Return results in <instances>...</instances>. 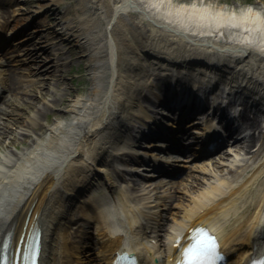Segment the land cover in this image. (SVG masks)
<instances>
[{
	"label": "bare ground",
	"instance_id": "1",
	"mask_svg": "<svg viewBox=\"0 0 264 264\" xmlns=\"http://www.w3.org/2000/svg\"><path fill=\"white\" fill-rule=\"evenodd\" d=\"M27 1L37 17L24 29L23 9L17 7L23 0H0L3 25L14 22L10 30L21 36L8 46L19 58L10 62L8 48L0 50V147L9 138L0 156V244L7 235L15 248L20 236L34 229L41 233L40 264H114L124 247L138 264H168L177 242L199 224L218 233L225 264L264 260V9L213 0H50L39 7H34L37 0ZM60 43L79 52L89 85L42 138L12 152L17 137L24 140L41 130L40 120L55 97L50 94L59 95L50 86L63 77ZM123 54H132L127 64ZM146 76L144 85L136 82ZM152 76L163 88L172 85V93L155 95L161 104L177 102L183 94L195 102L203 95L196 88L215 87L219 95L225 89L235 102H242L244 93L254 94L261 106H250L251 119L242 115L245 129L252 131L227 142L217 158L203 159L205 149L196 146L199 153L191 156L200 159L175 168L193 172L185 181H118L123 174L115 175V166L124 158L136 163L138 152L152 153L126 142H136L127 139L130 125H140L138 134L146 128L142 118L152 120L143 106L148 95L142 94L152 95ZM26 77H35L34 83ZM47 94L50 99L41 100ZM152 169L145 176L165 174Z\"/></svg>",
	"mask_w": 264,
	"mask_h": 264
},
{
	"label": "rangeland",
	"instance_id": "2",
	"mask_svg": "<svg viewBox=\"0 0 264 264\" xmlns=\"http://www.w3.org/2000/svg\"><path fill=\"white\" fill-rule=\"evenodd\" d=\"M50 0H37L36 1V4H35V7L39 6L40 4H43L46 3V2H49ZM183 1H191V0H183ZM214 2H217V3H220V5H226L228 7H234V8H243L244 7V3L245 1H249L250 3H252L254 6L255 5H258V6H261L262 8H264V0H213ZM27 0H23V2H19L17 7L21 9H23L22 12V16L25 18L24 20V23L26 24V27L29 25V23H31V21H33L34 19H31L32 16H31V11H32V8H31V5L30 4H27ZM60 8H58L59 10ZM11 9H8V11H6L7 14H11L10 12ZM20 12V13H21ZM30 20V22H29ZM23 24V23H22ZM32 28H35L32 27ZM32 28H28V32L31 33L32 31ZM37 28L38 25H37ZM29 34H27L28 36ZM24 37V35H23ZM22 37V38H23ZM21 38V36H20ZM19 38V39H20ZM38 44H43V41H39ZM60 45H62L59 50L60 53L63 54V57H64V60L62 61L64 64H62L61 68H62V71H61V74H62V78L60 81L58 82H55V81H51V86H50V89H56L58 90V94L59 95H56V94H50L51 95V99L53 98L54 100L50 103V105L52 106V109H48V111L45 112V116H43L40 120V125L42 126L41 127V130L36 132L33 136H29V137H25L24 140H20L18 139V137L15 139L14 141V144L13 145H10V151L12 152H20L22 150H25L28 145H29V141L32 139L34 140V138H42L44 136V133L47 129V126H50L51 124H53L55 121L59 120L60 118H63V117H66L65 113V110L66 108L69 106V103L70 101L75 98L76 96L78 95H83L85 94V91H86V88L88 87L89 83H88V80H87V77H86V72H85V68H84V65H83V59L80 57L79 55V52L76 50V48L74 46H71L70 48L67 46V45H64L63 43H60ZM16 55H21L18 51L14 50H10L9 52V57H15ZM127 61H126V64L130 61V57L132 56V54H123ZM45 56L42 57V59H44ZM29 65H31L29 63ZM32 67H36L35 65H31ZM21 67V66H20ZM22 68V67H21ZM23 72V70H22ZM27 78V77H26ZM28 78H34V77H28ZM146 77H141V78H138V80L136 82H139L141 84L144 85L145 82H147ZM155 79V76H152L150 80H154ZM31 83V82H29ZM153 85H154V88L152 89V93L153 94H158L159 91L163 88L162 87V84H163V81L160 80V81H153ZM168 86V84L166 85V87ZM38 87V86H37ZM37 87H34V94H36L38 92V88ZM165 89V88H163ZM42 90V89H40ZM142 94H148L145 90L142 92ZM150 99L152 98L151 96H149ZM9 98H10V95H9ZM34 99V102H38V100L35 98V96L33 97ZM33 99L31 101H33ZM50 99L48 97V94L47 95H44L41 100H48ZM64 100V102H63ZM3 101V99H2ZM2 101H0V106L2 104ZM40 101V100H39ZM39 103V102H38ZM17 104V102H16ZM30 111H27L25 113H23V117H25L27 114H29ZM50 124V125H48ZM16 125H12V127H15ZM15 130H18V127L15 129ZM10 137H14L13 135ZM23 139V138H22ZM181 139V142H184L186 141L185 139ZM5 144L9 141V138H6L5 140ZM4 141H3V146L0 147V155L2 154H5L6 153V150L3 148L4 147ZM15 148V149H14ZM226 148L222 149L221 151L223 150H226ZM191 154V153H190ZM218 155L215 156V158H217ZM176 164H180V163H176ZM142 173H145L143 171H141ZM182 176L180 178H177V179H169V178H158L160 180H163L165 181V183H167V185H169V183H172V182H176V181H179L180 179H183V181H185L186 178H188L189 175L193 174V172L187 168L183 169L182 171ZM132 179H137V177H133ZM162 191V190H161ZM99 193V191H96V193ZM104 193V192H102ZM171 201L170 200H164V203L163 205H166V206H163L165 208H167L168 205H170ZM161 204V202H160ZM161 206V208H163ZM165 216V213L164 215L162 214V217ZM89 246L90 248L89 249H94L92 248L91 246V243L89 242ZM94 250H90L89 253H92ZM89 251V250H88Z\"/></svg>",
	"mask_w": 264,
	"mask_h": 264
},
{
	"label": "snow or ice",
	"instance_id": "3",
	"mask_svg": "<svg viewBox=\"0 0 264 264\" xmlns=\"http://www.w3.org/2000/svg\"><path fill=\"white\" fill-rule=\"evenodd\" d=\"M189 231L197 232L200 238L195 244L189 245L183 250L185 264H210V261L216 255L214 238L207 235L199 227L189 229Z\"/></svg>",
	"mask_w": 264,
	"mask_h": 264
}]
</instances>
